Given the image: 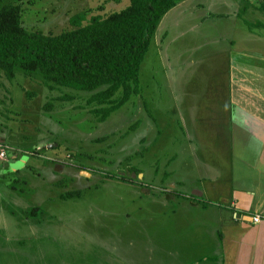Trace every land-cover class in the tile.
Returning a JSON list of instances; mask_svg holds the SVG:
<instances>
[{
  "label": "rangeland",
  "instance_id": "rangeland-1",
  "mask_svg": "<svg viewBox=\"0 0 264 264\" xmlns=\"http://www.w3.org/2000/svg\"><path fill=\"white\" fill-rule=\"evenodd\" d=\"M8 3L19 1L0 0V8ZM263 3L181 0L159 23L141 64L137 99L102 123L85 107L91 93L56 100L47 111L43 105L60 92L22 73L12 81L0 76V145L6 150L0 169L15 158L28 160L20 174L0 175V264L188 262L176 254L177 244L196 239L183 238L189 233L180 230L179 214L149 201H165L160 181L175 154L171 165L190 169L186 155L197 143L187 140L185 125L195 138L221 136L211 128L227 111L229 70L236 73L231 61L251 68L245 79L253 87L264 86V12L256 9ZM21 4L26 28L59 34L73 27L77 13L106 16L129 0ZM193 119L198 122L190 126ZM46 169L59 174L50 180Z\"/></svg>",
  "mask_w": 264,
  "mask_h": 264
},
{
  "label": "crops",
  "instance_id": "crops-1",
  "mask_svg": "<svg viewBox=\"0 0 264 264\" xmlns=\"http://www.w3.org/2000/svg\"><path fill=\"white\" fill-rule=\"evenodd\" d=\"M233 63L236 75L229 70L227 111L211 128L221 136L210 139L204 133L195 138L185 125L187 140L197 143L186 155L190 169L185 163L182 170L171 165L178 159L175 154L160 181L165 201H149L163 203L167 214H179L180 230L189 233L183 238L196 239L194 244L179 239L176 254L188 258L180 264H264V218L253 220L255 215L264 216V86L253 87L245 79L251 77V68ZM197 122L190 120V126ZM26 158L12 159L0 175L20 174ZM45 172L50 180L59 174Z\"/></svg>",
  "mask_w": 264,
  "mask_h": 264
},
{
  "label": "trees",
  "instance_id": "trees-1",
  "mask_svg": "<svg viewBox=\"0 0 264 264\" xmlns=\"http://www.w3.org/2000/svg\"><path fill=\"white\" fill-rule=\"evenodd\" d=\"M18 1L0 8V76L12 81L22 73L41 79L49 92H60L43 105L47 111L56 100L73 101L79 92L91 93L85 107L102 123L137 99L141 64L159 23L181 0H129L128 6L106 16L77 13L70 18L73 27L59 34L26 28L24 0ZM256 9L264 12V3ZM247 10L245 5L239 15Z\"/></svg>",
  "mask_w": 264,
  "mask_h": 264
},
{
  "label": "built area",
  "instance_id": "built-area-1",
  "mask_svg": "<svg viewBox=\"0 0 264 264\" xmlns=\"http://www.w3.org/2000/svg\"><path fill=\"white\" fill-rule=\"evenodd\" d=\"M6 156V150L3 145H0V158H5ZM264 218L263 215L258 214L253 217L254 222H260Z\"/></svg>",
  "mask_w": 264,
  "mask_h": 264
}]
</instances>
